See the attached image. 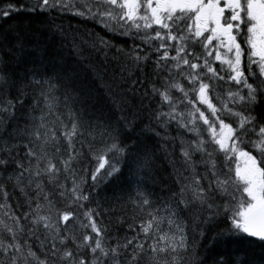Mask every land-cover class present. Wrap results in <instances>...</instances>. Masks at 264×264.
Returning <instances> with one entry per match:
<instances>
[{"label": "snow or ice", "instance_id": "obj_1", "mask_svg": "<svg viewBox=\"0 0 264 264\" xmlns=\"http://www.w3.org/2000/svg\"><path fill=\"white\" fill-rule=\"evenodd\" d=\"M26 3L0 8V18L68 15L131 41L116 45L93 33L73 37L69 51L100 79L96 66L84 64L83 47L113 62L120 73L113 80L121 83L151 60L154 78L131 85L149 83L156 106L137 134L138 112L125 115L117 105L121 114L112 119L89 107L77 85L79 65L57 70L40 60L17 77L10 58L25 52V38L16 32L6 43L0 36V264H206L199 242L218 223L224 227L212 237L210 248L220 249L213 264H264V0ZM55 29L64 34L61 25ZM25 89L33 100L27 123L9 132L23 104L11 93ZM173 125L176 137L168 135ZM146 133L174 145L176 190L166 199H154L146 179L154 164ZM89 159L91 171L79 167ZM121 177L141 214L123 240L98 223V208L85 207ZM9 186L27 211L13 207ZM54 195L79 215L59 209Z\"/></svg>", "mask_w": 264, "mask_h": 264}, {"label": "trees", "instance_id": "obj_2", "mask_svg": "<svg viewBox=\"0 0 264 264\" xmlns=\"http://www.w3.org/2000/svg\"><path fill=\"white\" fill-rule=\"evenodd\" d=\"M9 3L16 6H28L26 0H0V8L6 7ZM55 15V14H54ZM61 25L64 34L61 35L56 31L55 26ZM19 32L25 38V52L20 54L17 58L12 59L11 70L17 77H23L27 69L33 67V62L42 60L49 68H56L57 70H68L76 65L80 66V71L77 75V85L82 90L85 98L89 101V107L97 112L112 119H115L121 113L119 108L124 109L125 115L138 112L143 123L138 124L136 133L139 134L147 120L144 117L148 112L155 108L156 103L151 99V93L148 91L150 85L145 82L137 84L134 87L131 85L133 79L141 81H151L154 78V65L151 60L147 65L141 66V71L133 70L130 76H126L123 83L113 80V76L119 77L120 73L117 71V66L108 61L106 64L102 58L91 51L86 46L83 47V56L86 58L84 64H91L97 67L99 76L84 70V65L80 64L74 53L69 51L71 48V41L73 37L88 38L90 34H96L99 37L111 40L116 45L131 44V41H126L120 37H112L103 31L97 24L91 21H85L81 18L72 16L57 17L54 21L41 15L20 14L13 15L11 18H0V36L6 37V43L12 41L15 33ZM79 43V39H77ZM63 44V48L61 45ZM43 53V55H41ZM174 54V53H173ZM63 61V67L57 63V58ZM155 59V57H152ZM103 69V70H101ZM120 83L119 88L109 90L106 85H114ZM25 95H20L15 90L11 93V99L17 98L23 101V104H18L16 107V119L10 123L7 131H12V128L19 124L23 126L27 123L26 116L32 107V95L30 89H25ZM126 101V103H124ZM119 105V108L117 107ZM160 131V129H156ZM165 134L161 132V136ZM171 137L178 135L175 126L173 125L168 132ZM190 138V137H188ZM141 139L147 144L148 148L154 154V164L152 166L147 181L151 186V190L156 194L153 198H167L171 192L176 190L173 182V161L174 145L172 142L161 139L146 133ZM79 146V145H77ZM21 154L23 149H20ZM80 168L87 167L91 171L95 167V162L88 160L86 164L79 165ZM11 171V169L9 170ZM48 192H53L52 187L46 189ZM10 199L13 202V207H17V202L21 211H27L24 197L18 192H13L9 186ZM130 193V187L127 185L125 178L121 177L119 180H113L102 185L99 189V195L86 208H98L100 218L98 223L107 226L108 234L111 238H119L123 240L125 237H132L134 233L129 231V225L135 226L141 219V214L137 213L130 202L127 200V195ZM119 197L120 199H117ZM53 199L57 202V207L62 211H73L79 215V209L76 207H68L69 201L59 200L58 195H54ZM19 214V212H18ZM70 226L79 234L76 224L69 222ZM223 224H216L205 229L206 238L199 242L197 256L204 258L206 264H213V258L220 249L210 248L212 237L215 233L223 228ZM136 231H139L137 228ZM259 260V255L252 257Z\"/></svg>", "mask_w": 264, "mask_h": 264}]
</instances>
